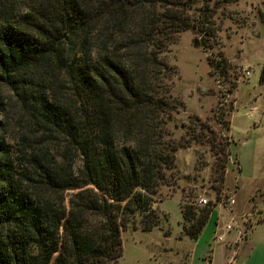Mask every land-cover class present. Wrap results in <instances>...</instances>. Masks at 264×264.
Segmentation results:
<instances>
[{
    "label": "trees",
    "instance_id": "1",
    "mask_svg": "<svg viewBox=\"0 0 264 264\" xmlns=\"http://www.w3.org/2000/svg\"><path fill=\"white\" fill-rule=\"evenodd\" d=\"M194 2L0 0V264H119L127 226L158 227L186 143L167 127L181 102L163 52L213 36ZM179 208L197 238L212 206Z\"/></svg>",
    "mask_w": 264,
    "mask_h": 264
},
{
    "label": "rangeland",
    "instance_id": "2",
    "mask_svg": "<svg viewBox=\"0 0 264 264\" xmlns=\"http://www.w3.org/2000/svg\"><path fill=\"white\" fill-rule=\"evenodd\" d=\"M203 7L210 14V45L194 43L195 36L204 38L195 27L182 31L163 52L176 66L172 95L181 102L167 127L174 139L186 143L175 152L170 186L161 187L158 227L145 232L127 226L121 233L119 264L182 260L188 241L178 238L180 200L201 208L205 205L197 200L205 197L214 208L221 194L233 196L235 205L229 208L239 213L235 220L242 230L261 218L258 212L264 215V82L259 81L264 70V0H195L192 16ZM221 210L224 225L230 210Z\"/></svg>",
    "mask_w": 264,
    "mask_h": 264
},
{
    "label": "crops",
    "instance_id": "3",
    "mask_svg": "<svg viewBox=\"0 0 264 264\" xmlns=\"http://www.w3.org/2000/svg\"><path fill=\"white\" fill-rule=\"evenodd\" d=\"M236 163L239 173L240 164L238 158ZM161 201L162 200L157 201L154 204L157 210H159L158 204ZM221 208L223 207L220 205L212 208L197 238L195 239H191L182 234V215L179 208L181 215V221L179 222L181 236L178 238L181 241H183L184 238L187 239L188 250L185 254H183L181 261H177V263L173 264H264V215L261 212H258L261 218L257 221L252 220V223L249 224V226L244 227L243 230L239 224V230L243 235V239L241 241V237L237 238L235 229L225 230L224 225L228 222L227 218L224 221L225 224L221 225ZM227 209L228 211L230 210L228 212V214L230 213L229 218L231 215L236 216L239 214H233V208ZM235 210L238 212L239 208H235ZM249 215H251V213H249ZM218 236L221 237V240L217 239ZM169 253L172 252L169 251Z\"/></svg>",
    "mask_w": 264,
    "mask_h": 264
},
{
    "label": "built area",
    "instance_id": "4",
    "mask_svg": "<svg viewBox=\"0 0 264 264\" xmlns=\"http://www.w3.org/2000/svg\"><path fill=\"white\" fill-rule=\"evenodd\" d=\"M218 202L219 203H216L217 205H220V206L225 207V208H229L232 204H234V199H233V196H229V195L225 196L224 194H221V199ZM197 203L200 205H207L210 203V201L208 198L202 197V198H199L197 200ZM217 205H215V206H217ZM235 217H236L235 215H231L229 222L224 225V228H225V230L235 229L236 234H237V238H240L242 235V232L239 230L240 226L237 223L238 220H235ZM242 217L245 218L246 216L243 215ZM217 239L221 240V237L218 236Z\"/></svg>",
    "mask_w": 264,
    "mask_h": 264
}]
</instances>
